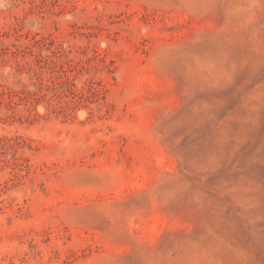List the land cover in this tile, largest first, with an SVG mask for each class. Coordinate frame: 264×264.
Returning <instances> with one entry per match:
<instances>
[{
  "label": "rangeland",
  "instance_id": "1",
  "mask_svg": "<svg viewBox=\"0 0 264 264\" xmlns=\"http://www.w3.org/2000/svg\"><path fill=\"white\" fill-rule=\"evenodd\" d=\"M0 264H264V0H0Z\"/></svg>",
  "mask_w": 264,
  "mask_h": 264
}]
</instances>
